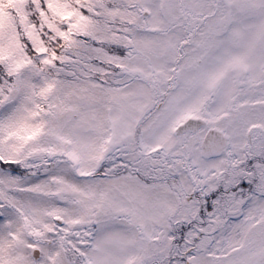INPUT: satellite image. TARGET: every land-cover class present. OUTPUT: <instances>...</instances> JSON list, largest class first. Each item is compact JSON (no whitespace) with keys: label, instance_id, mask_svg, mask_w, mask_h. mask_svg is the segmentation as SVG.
<instances>
[{"label":"snow or ice","instance_id":"snow-or-ice-1","mask_svg":"<svg viewBox=\"0 0 264 264\" xmlns=\"http://www.w3.org/2000/svg\"><path fill=\"white\" fill-rule=\"evenodd\" d=\"M0 264H264V0H0Z\"/></svg>","mask_w":264,"mask_h":264}]
</instances>
